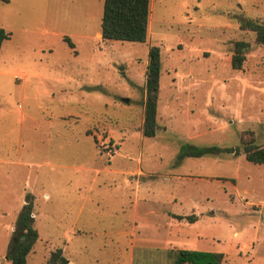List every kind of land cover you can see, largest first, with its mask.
Returning a JSON list of instances; mask_svg holds the SVG:
<instances>
[{
    "label": "rangeland",
    "instance_id": "obj_1",
    "mask_svg": "<svg viewBox=\"0 0 264 264\" xmlns=\"http://www.w3.org/2000/svg\"><path fill=\"white\" fill-rule=\"evenodd\" d=\"M102 9V0H0V27L10 32L0 47V264L27 195L40 235L29 264H45L49 245L80 264L73 255L84 244L85 264H174L167 250L193 231L200 250L224 254L221 264H264V162L224 153L174 165L182 142L233 148L252 131L264 146V45L240 28L264 23V0H154L145 42L95 39ZM240 40L249 47L233 69ZM152 45L161 48L157 121L160 105L164 114L146 137ZM140 153L146 174L135 205L124 178ZM170 210L200 222L189 226ZM124 231L145 242L130 252L113 245Z\"/></svg>",
    "mask_w": 264,
    "mask_h": 264
},
{
    "label": "trees",
    "instance_id": "obj_2",
    "mask_svg": "<svg viewBox=\"0 0 264 264\" xmlns=\"http://www.w3.org/2000/svg\"><path fill=\"white\" fill-rule=\"evenodd\" d=\"M150 0H104L101 19L100 34L102 39L125 40L132 42H145L148 33ZM240 28L254 33L256 43L264 45V23L242 20ZM10 37V32L0 27V47ZM70 46L73 43L64 37ZM249 43L236 41L233 46L230 64L233 69H241L246 59ZM161 75V48L152 45L148 49L145 71V97L143 105V122L141 132L146 137H154L158 130L157 115L159 110V92ZM242 134L239 145L230 148L217 145H197L184 142L180 145L176 161L186 157H203L209 154L232 153L237 156L243 154L245 159L252 163L264 162V146L255 142L253 132ZM196 215H175L177 220L194 222ZM39 238L34 225L33 203L29 195L21 206L11 238L7 245L6 259L10 264H27V256ZM224 259L222 252L201 251L193 249H179L176 251L174 264H221ZM46 264H76L70 263L62 253L61 248L50 250Z\"/></svg>",
    "mask_w": 264,
    "mask_h": 264
},
{
    "label": "crops",
    "instance_id": "obj_3",
    "mask_svg": "<svg viewBox=\"0 0 264 264\" xmlns=\"http://www.w3.org/2000/svg\"><path fill=\"white\" fill-rule=\"evenodd\" d=\"M104 3V0H102V4ZM153 8H154V0H150L149 1V9H150V12H149V20H148V33H147V39L150 37V35L153 33V28H152V23H153V14H152V10H153ZM102 12H103V9H102ZM101 19H102V15H101V17H100V27H101ZM100 27H99V29H97V30H95V32H94V35H93V37L95 38V39H102L101 38V34H100ZM198 27H202V25H200V24H198ZM146 39V40H147ZM104 40H108V39H104ZM110 40V39H109ZM145 93V92H144ZM144 97H145V94H144ZM144 100V99H143ZM160 109H161V112H162V114H164V108L163 107H161V105H160ZM166 110V109H165ZM142 111H143V105H142ZM162 114H160L161 116H160V119L158 120V123L160 122V120H162L163 119V117H162ZM176 114V113H175ZM172 116H174V114H172ZM187 116V115H186ZM172 118V117H171ZM62 119V118H61ZM143 119V118H142ZM166 119H168V118H166ZM169 120V119H168ZM171 122H173V120H170ZM142 122H143V120H142ZM142 126V125H141ZM124 132H126V131H124ZM139 133H141L142 134V132L139 130ZM87 134V133H86ZM140 134V135H141ZM90 135V134H89ZM139 135V137H141ZM143 135V134H142ZM91 136V138H92V140H93V142L95 143V140H94V138H93V136L92 135H90ZM141 139V138H140ZM124 142V139L121 141V145H122V143ZM184 142H182V143H180V145L181 144H183ZM180 145H179V147H180ZM96 146V145H95ZM178 150H179V148H178ZM177 153H178V151H177ZM177 153H176V157H177ZM126 154H127V158L129 159V160H131V156L133 155V154H131V152H127L126 151ZM45 158V157H44ZM47 158V157H46ZM191 158H193V159H195V158H197V159H199V160H197V161H191V162H193V163H196V164H198V165H200V164H202V160H200V159H202V157H186V158H184V159H182V160H180L179 162H175V164L174 165H176V166H178L179 168H182L188 161H189V159H191ZM176 160V159H175ZM1 162V161H0ZM47 162H49L48 160H45V163H47ZM21 163H22V161H21ZM81 164H84V165H78L79 167V169L80 170H82V169H85L86 171H88L90 168H92V166H88V165H85V163H81ZM136 164L138 165L137 167H135V168H132V169H130V170H128V171H126V176H125V178H124V183L126 184V185H128V186H130L131 187V183L132 182H134V186H133V188H132V190H134V200H135V205H137V203L139 202L138 200L140 199V195H139V193L141 192V181H140V176L141 175H145L146 174V172H144L143 171V169H142V166H141V164H142V153H140V154H138V156L136 157ZM61 166H63V167H71L72 165H61ZM197 166V165H196ZM201 166V165H200ZM198 167V166H197ZM148 173H151V172H148ZM169 174H172L171 176H169V175H167L166 177H168V178H174V177H176V176H179V173H169ZM176 174V175H175ZM132 176V180H129V178H128V176ZM156 194V193H155ZM173 194V193H172ZM171 199H172V201L173 202H177L178 200H181V197L179 198V197H177L176 196V194H173V195H171ZM24 204V203H23ZM22 204V205H23ZM158 206H160V205H158ZM146 210H148L149 212H153L154 210H153V208H151V207H147L146 208ZM170 212H172V214H171V216L174 218V219H176L175 218V215H182V216H187V215H191V214H186V213H183V214H180V213H176V212H173V211H171L170 210ZM194 214V213H193ZM134 215H136L135 213H134ZM196 215V214H195ZM33 217H34V224H35V215H34V213H33ZM17 218V217H16ZM196 219H195V221L194 222H188V221H186L187 223H189L188 225L189 226H195V225H197L199 222H200V218L199 219H197V215H196V217H195ZM177 220V219H176ZM177 221H182V220H177ZM37 227V230H38V226H36ZM72 228H73V226H72ZM12 231H13V229H12ZM39 231V230H38ZM68 233L69 234H71V235H81V234H85V230L83 229V228H81V229H73L72 231H68ZM12 235V234H11ZM11 238V237H10ZM203 237L200 235V233L199 232H192V233H186L185 234V236H180V237H178V240H177V244H176V246H175V248H173L172 250L171 249H169V250H167L168 252H171V251H174V259L173 260H175V258H176V251L177 250H179V249H193V250H200L199 248H200V246H201V243H200V239H202ZM40 239V235H39V238H38V240ZM10 240V239H9ZM9 240L8 241H6V243H4L3 244V250L5 251V256L3 257V255H2V257L4 258V260H5V263H3V264H10V262L6 259V250H7V245H8V242H9ZM110 241H112V243H113V245H115V246H121V245H126V248L125 249H127V252L129 251H131V249L132 248H135V247H137L136 245H135V241H137V242H141V243H144L145 242V240H144V238L142 237V238H140V239H136V237H135V235H134V233H132V232H130V231H124V233L122 234V235H115V236H112V238H111V240ZM63 243H65V241L63 242ZM36 244V243H35ZM49 247V249H48V252L46 253V255H44V258H45V264H46V259H47V256H48V254H49V252H50V250H53V249H55V248H51L50 247V245L48 246ZM34 248H35V245H34V247H33V249L31 250V252L28 254V256H27V264H29V262H28V259H29V257L31 256V254L34 252ZM58 248H60V247H58ZM81 248H83L82 249V251H75L74 252V255H73V258H77L78 257V259H76V260H78V262L80 263V264H85V263H83V261H82V258H80V254L83 252V251H85V250H87V246L84 244V246H82ZM62 249V248H61ZM164 249H168V248H164ZM201 251H208V250H201ZM213 252H217V251H213ZM45 253V252H44ZM62 253H64L63 252V249H62ZM64 255V254H63ZM64 257L66 258V259H68V261L70 262V263H74V261H73V259H71V258H68V257H66L65 255H64ZM76 264H78V263H76ZM186 264H189V263H186Z\"/></svg>",
    "mask_w": 264,
    "mask_h": 264
},
{
    "label": "water",
    "instance_id": "obj_4",
    "mask_svg": "<svg viewBox=\"0 0 264 264\" xmlns=\"http://www.w3.org/2000/svg\"><path fill=\"white\" fill-rule=\"evenodd\" d=\"M124 101L127 102L128 101V98H125Z\"/></svg>",
    "mask_w": 264,
    "mask_h": 264
}]
</instances>
